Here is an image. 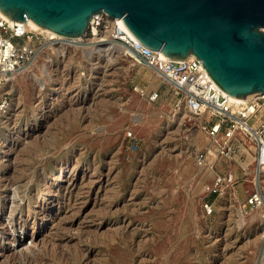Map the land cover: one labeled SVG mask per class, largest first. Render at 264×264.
Instances as JSON below:
<instances>
[{"label":"rangeland","instance_id":"1","mask_svg":"<svg viewBox=\"0 0 264 264\" xmlns=\"http://www.w3.org/2000/svg\"><path fill=\"white\" fill-rule=\"evenodd\" d=\"M102 17L96 39L92 26L78 39L33 30L35 57L4 86L0 264H264L252 142L236 136L210 157L204 117L177 106ZM107 45L122 50H97Z\"/></svg>","mask_w":264,"mask_h":264},{"label":"water","instance_id":"2","mask_svg":"<svg viewBox=\"0 0 264 264\" xmlns=\"http://www.w3.org/2000/svg\"><path fill=\"white\" fill-rule=\"evenodd\" d=\"M0 13L68 39L104 13L169 59L196 56L228 96L264 94V0H0Z\"/></svg>","mask_w":264,"mask_h":264},{"label":"built area","instance_id":"3","mask_svg":"<svg viewBox=\"0 0 264 264\" xmlns=\"http://www.w3.org/2000/svg\"><path fill=\"white\" fill-rule=\"evenodd\" d=\"M103 21L102 13L95 15L93 25L99 28ZM112 38L125 48L126 53L140 63L155 70L167 82L178 98L177 106L185 104L188 113L194 118L204 117L203 128L217 142L221 152L231 153V141L243 135L254 147L256 168L259 176L264 174V94H255L246 103L235 105L232 99L221 91L211 80L201 61L194 55L183 60L165 57L160 51L152 50L137 39L124 27L111 25ZM27 38V42L16 40ZM34 32L23 24H9L0 15V85L19 68L28 64L37 53L33 41ZM146 94V93H143ZM150 100L158 97L157 92L147 93ZM10 101L6 93L0 94V122L8 110ZM1 125V124H0ZM132 136L128 132L127 137ZM209 153V152H208ZM199 161L204 154L200 153ZM231 178L218 176L216 186ZM262 202L260 193H254L249 203ZM208 205H206L207 207Z\"/></svg>","mask_w":264,"mask_h":264},{"label":"bare ground","instance_id":"4","mask_svg":"<svg viewBox=\"0 0 264 264\" xmlns=\"http://www.w3.org/2000/svg\"><path fill=\"white\" fill-rule=\"evenodd\" d=\"M0 15L3 17V18H5L8 22H9V24H13L14 22L12 21V20H10V19H8L6 16H4L2 13H0ZM112 20V25H115V24H118V25H120V26H122V27H124L127 31H128V29L126 28V26L124 25V23H123V21H122V19H117V18H115V19H111ZM94 23L93 22H91L90 23V25H89V28H91V26H92V32H93V34H94V38L96 39L97 37H99L101 34H100V30H99V28L97 27V26H95V25H93ZM25 26L28 28V29H30V30H44V31H46L49 35H51L52 37H54L55 35H54V32H51V31H49V30H47V29H43V28H41V27H39L38 25H36L35 23H33L31 20H29V19H27V21L25 22ZM107 29V28H106ZM109 29V28H108ZM110 31H111V28L109 29ZM109 30H107L108 32H110ZM104 34V33H103ZM105 35V34H104ZM57 36V35H56ZM103 36V35H102ZM92 37V38H93ZM101 38V37H100ZM100 38H98V39H100ZM108 44V43H107ZM113 44V43H112ZM117 45V44H116ZM116 45H107V47L105 46H103L104 47V49H102L101 47L99 48V49H97V48H95V49H97L98 51H100V50H112V49H118V50H122V48L121 47H117ZM109 46V47H108ZM93 49H94V47H93ZM93 49H91V50H93ZM125 50V49H124ZM94 51H96V50H94ZM98 51H97V53H98ZM119 51V52H120ZM60 52V51H59ZM95 53V52H94ZM121 53V52H120ZM123 54V53H122ZM49 55V54H48ZM102 55V54H101ZM44 57V56H43ZM87 57V56H86ZM130 57H132L131 55H130ZM132 58H134V57H132ZM47 60H49V58L47 59ZM134 60H135V58H134ZM134 63V62H133ZM44 64V63H43ZM131 64V63H130ZM136 64V63H135ZM133 65V64H132ZM44 66H48L47 64L46 65H44ZM44 66H42V69H44L45 70V67ZM47 69V68H46ZM51 70V69H50ZM46 71V70H45ZM44 71V72H45ZM60 72V71H59ZM32 73V72H31ZM14 75V74H13ZM10 76V77H8V78H6V80L4 81V83H2L1 85H0V94L2 93V92H4V91H6V89H4V86L5 85H7V84H9V82L12 80V78L14 77V76ZM26 75V74H25ZM36 77V76H35ZM34 78V77H33ZM23 79V78H22ZM15 80V79H14ZM20 83V82H19ZM12 89H13V87H12ZM255 94L253 93V94H249L246 98H244V99H235V98H232V97H230L231 99H232V101L235 103V105H240V104H243V103H246V102H248L249 100H251V98L254 96ZM37 105V104H36ZM38 106V105H37ZM35 109H34V113H36V107H34ZM187 109V108H186ZM7 115H8V111H6L5 112V114L2 116V119H1V123H4L5 122V119H6V117H7ZM191 115V114H190ZM192 117H194L193 115H191ZM197 120V119H196ZM18 138V137H17ZM211 140V139H210ZM209 140V141H210ZM208 141V142H209ZM212 143V141L209 143V144H211ZM33 145V144H32ZM211 146V145H210ZM218 148H220V146L217 144V143H213V145H212V148H210V151H209V155H210V157L211 156H213V155H216L218 152H217V150H218ZM220 151V150H219ZM208 155V156H209ZM212 158H214V157H212ZM216 158V157H215ZM209 160V159H208ZM213 161V160H212ZM211 161V162H212ZM64 163H62V164H60L59 165V168L57 169V171H56V173L54 174L55 176H54V180H56V181H58V180H60L61 178H63V171H64V167L66 166V165H63ZM207 164H208V162H207ZM203 165V164H202ZM57 167V166H56ZM207 167V166H206ZM263 176V175H262ZM215 178V177H214ZM215 179H217V177L215 178ZM214 180V179H213ZM212 182V181H211ZM42 184V183H41ZM46 184V183H45ZM215 184H216V180H215ZM212 185V184H211ZM210 186V185H209ZM211 187V186H210ZM216 187V186H215ZM212 188H213V186H212ZM42 189V188H41ZM51 189V188H50ZM48 196V195H47ZM48 198V197H47ZM12 199V198H11ZM14 202V201H13ZM32 207V206H31ZM10 208V207H9ZM13 210V209H12ZM14 211V210H13ZM261 212V211H260ZM12 213V212H11ZM262 215V214H261ZM256 219V218H255ZM262 219V218H261ZM260 219V220H261ZM262 222H264V221H262ZM8 224V223H7ZM12 227V226H11ZM15 227V226H14ZM119 234V233H118ZM23 262V261H22ZM33 262V261H32Z\"/></svg>","mask_w":264,"mask_h":264}]
</instances>
